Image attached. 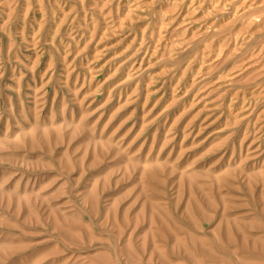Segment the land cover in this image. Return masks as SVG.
I'll list each match as a JSON object with an SVG mask.
<instances>
[{
	"label": "rangeland",
	"instance_id": "obj_1",
	"mask_svg": "<svg viewBox=\"0 0 264 264\" xmlns=\"http://www.w3.org/2000/svg\"><path fill=\"white\" fill-rule=\"evenodd\" d=\"M0 264H264V0H0Z\"/></svg>",
	"mask_w": 264,
	"mask_h": 264
}]
</instances>
